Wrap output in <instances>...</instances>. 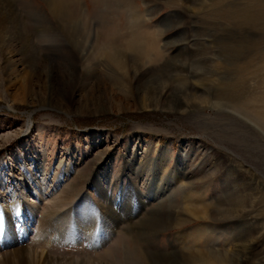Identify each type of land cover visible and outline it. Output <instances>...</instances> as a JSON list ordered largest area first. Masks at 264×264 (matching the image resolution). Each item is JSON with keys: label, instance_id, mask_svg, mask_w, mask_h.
<instances>
[{"label": "rangeland", "instance_id": "obj_1", "mask_svg": "<svg viewBox=\"0 0 264 264\" xmlns=\"http://www.w3.org/2000/svg\"><path fill=\"white\" fill-rule=\"evenodd\" d=\"M15 4L30 33L26 59L38 71L31 88L22 87L28 71L19 42L12 53L0 47L1 223L9 217L24 231L26 248L62 259L102 255L159 264L157 254L227 255L244 244L251 246L248 264H264V0H71L69 12L80 5L73 21L93 26L106 45L133 35L146 43L151 62L130 92L122 91V76L74 52L48 0ZM87 66L95 70L88 80L82 79ZM49 70L53 87L45 89ZM198 84L189 108L172 97L176 86L191 95ZM188 169L194 179H185ZM160 183H167L168 205L152 220L153 206L140 202L148 201L149 185ZM72 186L82 192L56 212ZM84 196L93 220H107L104 200L121 199L126 212L139 213L136 224L108 220L101 247L82 239L46 244L39 220L69 212ZM188 207L220 215L202 220L185 214ZM169 210L176 213L162 220ZM5 239L0 233V260Z\"/></svg>", "mask_w": 264, "mask_h": 264}, {"label": "bare ground", "instance_id": "obj_2", "mask_svg": "<svg viewBox=\"0 0 264 264\" xmlns=\"http://www.w3.org/2000/svg\"><path fill=\"white\" fill-rule=\"evenodd\" d=\"M15 1L16 0H0V47L2 50H6L12 53L11 51L13 48L14 40H17L19 42L20 46L18 48V51L22 55L21 64L25 66L26 67L25 69L28 71L27 78L25 80H21L20 82H22V87L24 86L26 88H31L30 79L33 78L32 76L35 75L36 71L38 70L35 67V65H33L31 62H28L29 61L28 58H27L28 60L26 59V55H27L26 53H28L31 47V40H30L31 38H29L30 36H28L30 33L28 34V31L26 29L27 27L22 22L21 12L17 9V5L15 4ZM48 1L54 16L57 18L58 21H60L61 27L66 34L68 44H70L74 52H76L79 55L81 54L84 59L87 60L90 59L91 62L95 63L99 68L100 67L104 68V71L108 72L109 74H112L113 76L115 75L122 76V80L127 82V84L125 83V85L123 86L122 91L130 92L131 91L130 89L133 88L132 86L133 81H135L138 78V76L142 74V71L151 62V57L148 56L149 54L147 55V57H145L146 52H148L146 51V43L142 39H140V37H138L137 35H133L132 37L129 38H127L128 36H126V38L123 39L121 42H117L116 40V43L113 46H108L105 43V39L104 38L102 39V36L98 37V35L95 32V29L92 28L93 26L88 25L86 22L79 23L80 21H75V22L73 21L74 19H76L78 11H80L79 9L80 5L75 8L74 12H69L67 10V7L71 0H48ZM66 19H68V22L66 21ZM129 35L131 36V34ZM33 47L36 49L37 45L33 43ZM128 64L131 66L129 67ZM94 71L95 70H93L92 67L87 66L86 71L82 75L83 76L82 79L83 78L87 80L88 78L91 79L92 73H95ZM45 73L47 74L45 89L46 88L52 89L53 87L52 83L54 79L53 73L50 70L45 71ZM200 86L202 87L201 84L195 85V87L192 86L191 88L189 87L190 89L193 90L192 92H194V94L192 93L191 95H186L184 91L186 90V87L176 86L173 89V94H172L175 96L172 97H176V98L179 97L183 99L184 101H181L179 103L182 104V106L183 104H185V106L189 108L190 105L194 103V102L191 103L190 100L198 98L197 93L201 92ZM165 88L166 87L162 88L163 90L159 92L158 99H161V97L166 95L164 92ZM146 95H148V93ZM148 99L152 100L154 98L150 96L148 97ZM155 99L158 100L157 97ZM206 103H208V101H204L202 104L205 105ZM212 105H214L213 107L215 108L220 107L219 102H215V103L213 102ZM261 131L264 133L263 129H261ZM142 163L143 162L139 164ZM134 172H135L134 174L136 175L137 173L136 170H134ZM188 172H189L188 176L187 177L185 176L186 177L185 179L187 180L193 178V172L190 169H188ZM79 176L80 178H82V180L84 179L83 182L85 183L86 176H82V175ZM31 177L32 179L34 178L33 175H31ZM82 186L81 188H76L74 186L70 187L71 189L68 191L69 196L67 195L66 198L59 199L60 203L59 204L57 203L56 205L57 208L56 212L63 209L65 205L66 206L72 205L73 202L70 198L74 197L75 191L79 190V192H82L83 189ZM22 190L23 192H21V194L23 196H26L25 184H23ZM46 190L47 189L42 190L41 188L39 192L41 193L43 191L46 192ZM147 190L148 191L147 194H145V198L148 201L140 202V205H144L148 207L153 206L152 210H150L148 213L150 218L154 220L157 219L156 217H157L158 209H160L165 205H168V203L166 202L167 200L165 201L164 199H162L164 197L162 196L163 192L167 190V183L165 184L160 183L154 186L149 185L147 187ZM101 192L104 193L103 190ZM87 198L86 196H84L67 213L65 212L63 214H58L56 212H48V215H46L45 218L39 220V225L37 228L39 233L38 236L40 238H43L46 244L70 243L82 239L83 241H88L92 246L97 245L101 247L102 244L106 242L105 241L106 238H104L105 236L102 234V229L105 230L106 223L108 220H109L108 222L111 221V223L113 222L115 225L121 223L122 225L125 224L126 226H129L127 223L130 221H133L132 222L133 225L136 224L135 220L139 216V213H135V215L132 216L131 210L126 212V209H124V204L122 203L121 199H119L117 202L107 199L104 200V204L101 207H102L103 215L107 217V220L104 217L102 218L101 216H98L93 220L95 210L93 209L89 210V208L87 209L83 206L86 204L85 202L87 201ZM116 204L119 205L118 209L115 208ZM27 206L32 207L33 205L27 204ZM215 207H216L215 209H217L219 213H221L220 206H215ZM136 209L139 208L137 207ZM188 209L189 207L185 208L184 211L185 214L188 215V213H190V215L192 214L193 216L202 220L203 219L211 220L212 214L215 211V209H213L212 211L210 212L206 211L203 214L201 213L202 211L194 210L189 212L187 211ZM174 213L176 212L169 210L166 215L162 216V220L164 217H171L170 215H173ZM120 214L121 215L125 214V217L123 218ZM218 214L215 213L213 214V216L214 215L217 216ZM177 216H182V213H177ZM31 217L33 218V216ZM19 218L21 217L19 216ZM178 221H179L178 223H181L184 220L178 219ZM137 222L139 223L140 221ZM29 223H30V219H29ZM98 226H100L101 228H99ZM109 229H111V226L109 227ZM140 232H142L143 235V233H145L146 231L144 230V228H142L141 230L138 231V233ZM0 233L1 234L4 233V236L6 238L4 242L6 248L4 250L7 251L1 253L2 259L0 260V264H97V261H99L98 264H124L123 262L119 261L116 258L115 259L111 257L106 258L103 257L102 255H99L98 258L95 257L93 258V256L87 255L83 260L80 259L72 260L66 258L62 259L58 256H51L43 251L39 252L37 249L34 248L32 249L26 248L23 245L25 239L24 231L20 230V227H18V225L17 226L16 224L14 225V223L9 217H5L4 223H1L0 221ZM122 237L123 236H120V238ZM252 241L253 240H251L250 242ZM250 247H251L250 245H244V244L243 245L240 244V246L236 245L234 249L232 248V251L227 253V255H221L215 252L192 255L191 253H187V252L178 253L175 250L172 253H168L164 255L157 254L154 260L156 263L159 264H248L249 258H247L246 252H248L247 250ZM142 248L145 249L146 247H142Z\"/></svg>", "mask_w": 264, "mask_h": 264}]
</instances>
